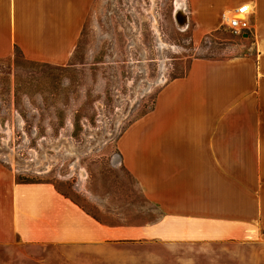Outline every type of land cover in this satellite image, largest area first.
Returning a JSON list of instances; mask_svg holds the SVG:
<instances>
[{"label": "crops", "instance_id": "0c3cea01", "mask_svg": "<svg viewBox=\"0 0 264 264\" xmlns=\"http://www.w3.org/2000/svg\"><path fill=\"white\" fill-rule=\"evenodd\" d=\"M207 33L247 3L253 52L195 58L117 139L156 217L107 222L0 162V264H264V0H184ZM93 0H0V58L69 62ZM247 36V37H245Z\"/></svg>", "mask_w": 264, "mask_h": 264}, {"label": "rangeland", "instance_id": "374dc122", "mask_svg": "<svg viewBox=\"0 0 264 264\" xmlns=\"http://www.w3.org/2000/svg\"><path fill=\"white\" fill-rule=\"evenodd\" d=\"M178 0H93L68 63L0 58V162L19 181H50L107 222L156 217L122 167L117 139L195 58L253 52L252 41L196 27ZM247 37V36H245ZM230 246L215 264H233Z\"/></svg>", "mask_w": 264, "mask_h": 264}, {"label": "built area", "instance_id": "2783aa9c", "mask_svg": "<svg viewBox=\"0 0 264 264\" xmlns=\"http://www.w3.org/2000/svg\"><path fill=\"white\" fill-rule=\"evenodd\" d=\"M250 13L249 5L243 3L224 11L222 20L231 34L243 36L246 35L250 29Z\"/></svg>", "mask_w": 264, "mask_h": 264}, {"label": "bare ground", "instance_id": "6f19581e", "mask_svg": "<svg viewBox=\"0 0 264 264\" xmlns=\"http://www.w3.org/2000/svg\"><path fill=\"white\" fill-rule=\"evenodd\" d=\"M182 1L183 0H178V2H177L178 3V6L180 7L181 10H183Z\"/></svg>", "mask_w": 264, "mask_h": 264}]
</instances>
